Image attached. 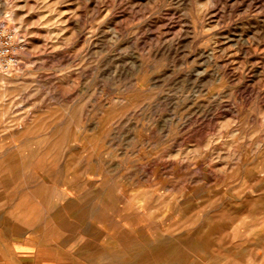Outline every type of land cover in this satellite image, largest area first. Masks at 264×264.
Returning <instances> with one entry per match:
<instances>
[{
  "label": "rangeland",
  "instance_id": "1",
  "mask_svg": "<svg viewBox=\"0 0 264 264\" xmlns=\"http://www.w3.org/2000/svg\"><path fill=\"white\" fill-rule=\"evenodd\" d=\"M0 20L22 46L0 219L37 260L264 264V0H0Z\"/></svg>",
  "mask_w": 264,
  "mask_h": 264
},
{
  "label": "crops",
  "instance_id": "2",
  "mask_svg": "<svg viewBox=\"0 0 264 264\" xmlns=\"http://www.w3.org/2000/svg\"><path fill=\"white\" fill-rule=\"evenodd\" d=\"M35 254L27 237H19L17 220L0 219V264H44Z\"/></svg>",
  "mask_w": 264,
  "mask_h": 264
},
{
  "label": "built area",
  "instance_id": "3",
  "mask_svg": "<svg viewBox=\"0 0 264 264\" xmlns=\"http://www.w3.org/2000/svg\"><path fill=\"white\" fill-rule=\"evenodd\" d=\"M14 28L0 20V73L10 72L17 64V52L21 49Z\"/></svg>",
  "mask_w": 264,
  "mask_h": 264
},
{
  "label": "bare ground",
  "instance_id": "4",
  "mask_svg": "<svg viewBox=\"0 0 264 264\" xmlns=\"http://www.w3.org/2000/svg\"><path fill=\"white\" fill-rule=\"evenodd\" d=\"M191 247V246H190ZM151 250V249H150Z\"/></svg>",
  "mask_w": 264,
  "mask_h": 264
}]
</instances>
